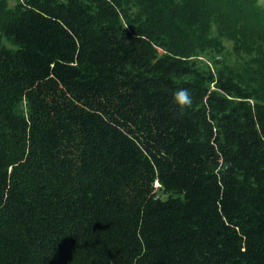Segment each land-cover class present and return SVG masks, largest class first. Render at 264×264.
I'll use <instances>...</instances> for the list:
<instances>
[{
    "label": "trees",
    "instance_id": "1",
    "mask_svg": "<svg viewBox=\"0 0 264 264\" xmlns=\"http://www.w3.org/2000/svg\"><path fill=\"white\" fill-rule=\"evenodd\" d=\"M0 264H264L257 0H0Z\"/></svg>",
    "mask_w": 264,
    "mask_h": 264
},
{
    "label": "rangeland",
    "instance_id": "2",
    "mask_svg": "<svg viewBox=\"0 0 264 264\" xmlns=\"http://www.w3.org/2000/svg\"><path fill=\"white\" fill-rule=\"evenodd\" d=\"M18 0H6L8 7L12 8L16 5ZM62 1V0H61ZM260 8L264 9V0H257ZM136 8H132V12L134 13ZM213 35L217 37L221 41V47L218 51L216 50H205L200 53V60L205 62L206 64L212 66L214 62H219L218 64H230V65H238L241 62V56L237 55L232 48V42L227 40L226 38L220 37L217 32L216 26L212 28ZM8 46V44H5ZM244 57V56H243ZM165 199V196H161Z\"/></svg>",
    "mask_w": 264,
    "mask_h": 264
},
{
    "label": "clouds",
    "instance_id": "3",
    "mask_svg": "<svg viewBox=\"0 0 264 264\" xmlns=\"http://www.w3.org/2000/svg\"><path fill=\"white\" fill-rule=\"evenodd\" d=\"M173 100L182 109H187L192 106V97L187 89H178L173 93Z\"/></svg>",
    "mask_w": 264,
    "mask_h": 264
}]
</instances>
